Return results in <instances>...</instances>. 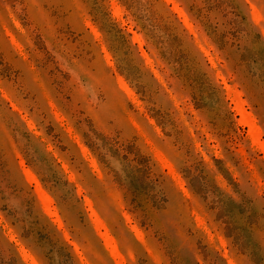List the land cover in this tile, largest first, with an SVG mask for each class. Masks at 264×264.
<instances>
[{
	"label": "rangeland",
	"instance_id": "rangeland-1",
	"mask_svg": "<svg viewBox=\"0 0 264 264\" xmlns=\"http://www.w3.org/2000/svg\"><path fill=\"white\" fill-rule=\"evenodd\" d=\"M0 264H264V0H0Z\"/></svg>",
	"mask_w": 264,
	"mask_h": 264
},
{
	"label": "bare ground",
	"instance_id": "bare-ground-1",
	"mask_svg": "<svg viewBox=\"0 0 264 264\" xmlns=\"http://www.w3.org/2000/svg\"><path fill=\"white\" fill-rule=\"evenodd\" d=\"M256 131V130H255ZM255 135H257V134H255ZM29 177H31V176H29ZM44 195V194H43Z\"/></svg>",
	"mask_w": 264,
	"mask_h": 264
}]
</instances>
